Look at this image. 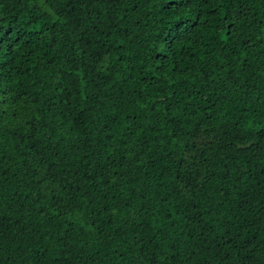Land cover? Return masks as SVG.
I'll list each match as a JSON object with an SVG mask.
<instances>
[{
    "label": "trees",
    "instance_id": "1",
    "mask_svg": "<svg viewBox=\"0 0 264 264\" xmlns=\"http://www.w3.org/2000/svg\"><path fill=\"white\" fill-rule=\"evenodd\" d=\"M0 264H264V0H0Z\"/></svg>",
    "mask_w": 264,
    "mask_h": 264
}]
</instances>
